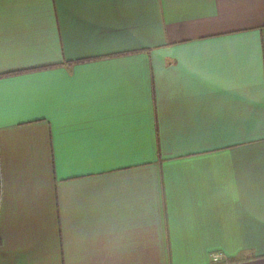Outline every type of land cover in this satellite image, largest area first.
<instances>
[{
  "label": "crops",
  "instance_id": "1",
  "mask_svg": "<svg viewBox=\"0 0 264 264\" xmlns=\"http://www.w3.org/2000/svg\"><path fill=\"white\" fill-rule=\"evenodd\" d=\"M0 264H264V0H0Z\"/></svg>",
  "mask_w": 264,
  "mask_h": 264
},
{
  "label": "built area",
  "instance_id": "2",
  "mask_svg": "<svg viewBox=\"0 0 264 264\" xmlns=\"http://www.w3.org/2000/svg\"><path fill=\"white\" fill-rule=\"evenodd\" d=\"M212 259H213L214 261L219 260V259H220V254H218V253H214V254L212 255Z\"/></svg>",
  "mask_w": 264,
  "mask_h": 264
}]
</instances>
